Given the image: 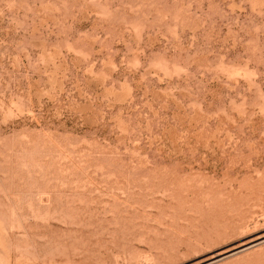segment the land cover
<instances>
[{
	"label": "rangeland",
	"instance_id": "rangeland-1",
	"mask_svg": "<svg viewBox=\"0 0 264 264\" xmlns=\"http://www.w3.org/2000/svg\"><path fill=\"white\" fill-rule=\"evenodd\" d=\"M2 263L264 264V0H0Z\"/></svg>",
	"mask_w": 264,
	"mask_h": 264
},
{
	"label": "bare ground",
	"instance_id": "bare-ground-1",
	"mask_svg": "<svg viewBox=\"0 0 264 264\" xmlns=\"http://www.w3.org/2000/svg\"><path fill=\"white\" fill-rule=\"evenodd\" d=\"M23 220V219H22ZM17 226V225H16ZM21 236V235H20ZM11 243V242H10ZM8 247V246H7ZM19 247V246H18ZM16 249V248H15ZM49 253H51V252H49ZM33 254V253H32ZM3 264V263H2Z\"/></svg>",
	"mask_w": 264,
	"mask_h": 264
}]
</instances>
